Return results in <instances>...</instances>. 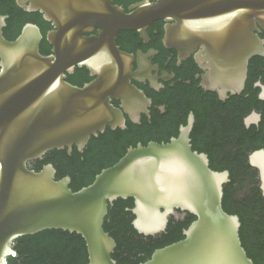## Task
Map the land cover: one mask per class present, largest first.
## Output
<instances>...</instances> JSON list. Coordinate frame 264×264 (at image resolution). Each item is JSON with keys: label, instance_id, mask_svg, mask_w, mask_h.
I'll return each mask as SVG.
<instances>
[{"label": "water", "instance_id": "1", "mask_svg": "<svg viewBox=\"0 0 264 264\" xmlns=\"http://www.w3.org/2000/svg\"><path fill=\"white\" fill-rule=\"evenodd\" d=\"M210 4L201 3L202 11ZM18 5L52 23L47 40L53 55L41 54L43 35L35 24L7 40L8 17L0 15V264L15 256L17 239L48 230L82 236L88 264H117L112 258L117 244L104 224L109 206L119 199L134 200L133 226L147 237L165 232L180 212L196 217L183 240L156 250L143 264H254L242 245L240 218L223 208L230 173L212 170L208 155L192 149L193 117L178 138L130 148L77 192L70 177L56 180L52 164L39 172L29 167L51 151L71 155L76 146L82 153L107 127L125 129L124 114L112 100H120L130 115L143 112L148 102L130 82L132 59L115 43L117 32L131 29L132 21L109 0H18ZM173 7L179 17H194L191 3ZM151 10L153 19L165 16L161 8ZM95 28L101 29L98 37L84 36ZM247 64L226 67L214 81L240 92ZM77 67H87L95 80L84 87L68 83L65 74ZM249 162L259 171L264 197V149Z\"/></svg>", "mask_w": 264, "mask_h": 264}, {"label": "flooded vegetation", "instance_id": "2", "mask_svg": "<svg viewBox=\"0 0 264 264\" xmlns=\"http://www.w3.org/2000/svg\"><path fill=\"white\" fill-rule=\"evenodd\" d=\"M6 1L1 0L2 3ZM11 1V6H2L0 11L4 8L24 11L18 0ZM109 1L132 21L131 29L117 32L115 43L132 59L130 82L145 95L148 105L143 112L130 115L122 109L120 100H112V105L124 114L125 129L107 127L104 133L92 136L80 152L83 156L94 139H110L114 143L118 140L125 143L127 151L150 143L167 144L179 137L193 117L192 149L208 155L202 149L212 142L211 150L217 151L221 143L209 139L217 128L223 133L221 142L227 145L220 156L224 160L227 152H236L237 148L233 146L241 143L238 130L242 127L264 128V55L257 53H264V0ZM209 1L208 9L202 11L200 4ZM177 2L191 3L194 17L175 15L173 4ZM152 8H161L165 16L151 18ZM30 14L44 19L41 12ZM44 21L46 35L37 25L43 35L41 43L46 40L48 44L41 54L52 56L53 46L49 44L47 34L54 31V26ZM100 31L95 28L94 32L84 36L98 37ZM245 61H248L247 78L240 92H234L235 87L231 84L214 81L221 70ZM65 75L66 81L77 87L95 80L87 67H77L74 74ZM75 149L78 150L74 146L72 154ZM178 215L185 218V213Z\"/></svg>", "mask_w": 264, "mask_h": 264}, {"label": "trees", "instance_id": "3", "mask_svg": "<svg viewBox=\"0 0 264 264\" xmlns=\"http://www.w3.org/2000/svg\"><path fill=\"white\" fill-rule=\"evenodd\" d=\"M11 2L8 0L2 3L0 0V7L11 6ZM0 15H8L4 36L9 41L16 40L23 27L29 23L38 25L46 35L45 21L41 16L5 8L0 11ZM40 48L43 54V49L48 48L46 40L41 43ZM238 131L242 136L241 143L233 146L237 148L236 152H227L226 159H220L227 145L221 142L223 133L217 128L209 137L210 142L213 138L216 143H221L217 151L211 150L212 142L202 150L208 153L212 170L230 173V182L224 186L223 208L228 214L240 218V237L248 257L254 264H264V197L260 188L259 171L249 162V156L253 152L264 149V128L242 127ZM95 140L84 156L76 149L72 155H69L68 150H55L48 152L42 159L30 162L29 167L39 172L46 165L52 164L57 170L56 180L70 177V188L77 192L91 185L98 174L114 166L127 153L125 143L118 140L117 143L110 139ZM243 190L247 192L241 196ZM134 207L133 199H119L109 206L104 229L116 241L117 248L112 258L117 264L145 263L156 250L183 240L184 231L196 220L195 216L188 213L184 219L172 216L165 232L147 237L139 234L133 226ZM13 249L16 254L8 258V264L89 263L86 242L82 236L62 230H48L21 237L14 242Z\"/></svg>", "mask_w": 264, "mask_h": 264}, {"label": "rangeland", "instance_id": "4", "mask_svg": "<svg viewBox=\"0 0 264 264\" xmlns=\"http://www.w3.org/2000/svg\"><path fill=\"white\" fill-rule=\"evenodd\" d=\"M246 192H247V190H243V191L241 192V196H243ZM176 218H177V219H181V216L177 214V215H176Z\"/></svg>", "mask_w": 264, "mask_h": 264}]
</instances>
